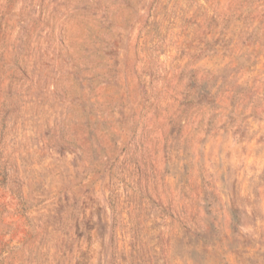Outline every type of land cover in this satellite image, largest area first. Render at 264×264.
I'll return each instance as SVG.
<instances>
[{"label": "rangeland", "instance_id": "obj_1", "mask_svg": "<svg viewBox=\"0 0 264 264\" xmlns=\"http://www.w3.org/2000/svg\"><path fill=\"white\" fill-rule=\"evenodd\" d=\"M0 264H264V0H0Z\"/></svg>", "mask_w": 264, "mask_h": 264}]
</instances>
